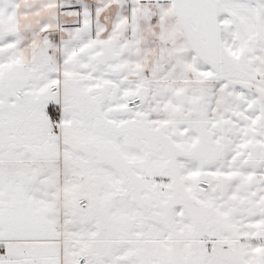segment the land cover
Returning a JSON list of instances; mask_svg holds the SVG:
<instances>
[{"label":"snow or ice","instance_id":"6c2138e0","mask_svg":"<svg viewBox=\"0 0 264 264\" xmlns=\"http://www.w3.org/2000/svg\"><path fill=\"white\" fill-rule=\"evenodd\" d=\"M0 264H264V0H0Z\"/></svg>","mask_w":264,"mask_h":264}]
</instances>
